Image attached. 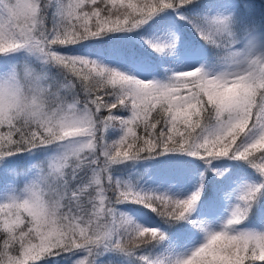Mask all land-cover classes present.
<instances>
[{
  "label": "snow or ice",
  "instance_id": "obj_1",
  "mask_svg": "<svg viewBox=\"0 0 264 264\" xmlns=\"http://www.w3.org/2000/svg\"><path fill=\"white\" fill-rule=\"evenodd\" d=\"M195 2L72 0L74 9L70 8L64 13L67 18L64 26L57 24L56 18L52 16V26L45 30L46 43L50 42L51 47L57 49L106 33L131 31L169 9L180 13V18L187 20L204 41L200 29L209 21L210 15L183 14ZM223 12H228L227 7L217 13ZM177 41L178 36L170 35L167 40H149L146 43L156 53L164 54L165 48ZM183 56L189 61L207 59L205 51L199 46L183 50ZM75 57L65 55L64 59L67 61L68 73L82 87H86L96 74L103 76L108 71L105 65L95 60ZM238 86L235 74H221L214 80L209 79L207 73L199 77L181 78L175 75L165 83L113 73L106 87L88 93V102L95 114V135L99 145L98 159L91 168L100 172V179L93 188L88 189L85 200L91 198L86 207L98 210L106 226L100 232L81 228L71 233L54 230L39 234L36 226L27 225L21 230L22 221L10 215L5 219V214L0 213V264H37L46 257L75 251L87 253L76 264H95L94 256L101 246L133 254L146 244L165 240V234L160 229L142 227L113 205L134 202L148 207L168 221H180L187 218L203 195V183L186 199L138 190L130 183L127 185L129 191L125 193L127 199H124L122 190L125 185L113 180L109 171L113 164L121 161L167 153H188L207 158L208 163L219 158L245 160L264 173V87L254 89V107L236 113L232 90ZM121 109L129 110L131 115L128 118L117 116L115 113ZM117 125L124 129L118 141L109 143L106 136L99 135ZM22 135L34 134L16 133V139L20 140ZM9 140L10 137L0 139V148L6 147ZM18 146L27 147L25 144ZM257 152L261 153L258 157L255 155ZM106 162L110 164L109 167H105ZM102 174H106L107 186L102 181ZM216 175L223 176L224 173L217 171ZM82 182L87 184V181ZM262 189L264 184L249 186L240 197L242 204L235 207L224 229H205V242L190 256L156 260L151 264L264 262V232H233L231 229L232 225L240 224L248 216L247 209L253 206ZM108 191L114 193L112 198L107 195ZM176 243H183V239H178ZM144 259L147 260V257Z\"/></svg>",
  "mask_w": 264,
  "mask_h": 264
},
{
  "label": "clouds",
  "instance_id": "obj_2",
  "mask_svg": "<svg viewBox=\"0 0 264 264\" xmlns=\"http://www.w3.org/2000/svg\"><path fill=\"white\" fill-rule=\"evenodd\" d=\"M70 8L74 9L72 0H0V56L22 54L21 59L0 66V139L10 137L8 145L0 148V167L16 153L50 150L27 169L9 170L13 180L0 202V213L5 219L10 215L22 221L21 230L36 226L39 234L81 228L100 232L106 226L98 210L86 207L91 198L85 200L88 189L100 179V172L91 168L99 145L88 93L106 87L113 73H125L105 66L107 73L96 74L86 87L68 73L66 54L46 43L45 30L50 12L64 26V13ZM200 35L215 50L213 58L195 71H179L176 76L207 73L214 80L221 74H235L236 113L254 107V89L264 87V24L241 26L234 14L215 13L201 26ZM177 47L178 41L165 52L175 54ZM25 132L34 135L16 139V133ZM85 169H91L86 185L80 176ZM21 178L23 183H17ZM129 184H124V199Z\"/></svg>",
  "mask_w": 264,
  "mask_h": 264
},
{
  "label": "trees",
  "instance_id": "obj_3",
  "mask_svg": "<svg viewBox=\"0 0 264 264\" xmlns=\"http://www.w3.org/2000/svg\"><path fill=\"white\" fill-rule=\"evenodd\" d=\"M222 1L196 0L195 4L188 6V9L183 14L188 16L213 15L221 11ZM231 5L233 6L228 10V13L234 14L241 26L264 24V0H234ZM180 15L176 10H165L158 13L146 24L131 31L123 30L110 35H108L109 33L102 34L98 38H91L74 45L60 46L56 50L59 52L73 53L88 59H94V54H106V56L118 54L128 61L135 58L145 66L147 76L137 77L132 73V68L123 71L125 74L145 81H160L166 83L173 79L179 72L173 70L171 66L173 54H168L167 52L158 54L146 41H163L167 40L170 35L174 37L178 36L179 41L176 51L180 50L187 41L189 43H199L200 48L205 51L207 59H201L197 67L211 60L215 53V50L199 37L192 25L187 20L181 19ZM52 23V13L50 12L49 27L52 26ZM85 50H89L92 54L89 56L83 55L82 51ZM106 56L101 59V63L105 66L108 65V61L105 60ZM14 60H18V55L11 56L7 59L0 56V63L3 67ZM109 66L118 69L112 63ZM53 71L55 72V68ZM119 111L127 116L129 115V110L127 109H121ZM116 114H118V111ZM115 133H118V125L110 127L107 131V137L109 139L113 138L114 142L118 141ZM260 154L259 152L255 153L257 157ZM172 160L173 162L169 163ZM257 163H259V160H257ZM180 164L190 167L189 178L191 181L199 183V185L191 191L188 189L186 194L182 192H175L173 195L168 194L166 189L168 182L174 175L173 170ZM24 169L27 168L25 167ZM199 170L201 174H199ZM86 171L87 169L80 174H86ZM109 171L115 181H120L122 184L131 183L138 190L142 189L147 192L167 194L174 199H186L190 197L200 188L201 183H203V195L194 205L192 211L187 214V218L180 221H168L167 218L159 216L148 207L134 202L117 204L118 207L120 205H130L138 209V211L143 212L146 218L154 224L147 228L154 227L160 229L165 234V240L153 241L152 243L146 244L133 254H126L114 248H104L101 246L94 256L97 264H151V262L156 260L171 259L170 245L193 231L195 219L198 220L197 207H209L216 202V198L213 199L212 197L218 185L222 183L224 187H228L231 182L238 180L242 185V189L238 195V205L242 204L240 197L249 186L264 184V173L258 171L245 160L219 158L208 163L207 158L192 156L188 153H167L164 155H153L144 159L121 161L113 164ZM217 171L223 172L224 175L217 176ZM101 178L107 186L106 174H102ZM6 179L8 182L5 185H10L13 177L7 175ZM21 182H23V178L17 181V183ZM9 191L10 188H5L0 198ZM112 194V191L107 192L109 197ZM231 229L234 232H264V189L258 194L257 200L253 202L249 215L240 224L232 225ZM86 254L83 251L62 253L59 256L46 257L37 262V264H69L76 256H85ZM144 257H147V260ZM257 264H264V262H257Z\"/></svg>",
  "mask_w": 264,
  "mask_h": 264
},
{
  "label": "rangeland",
  "instance_id": "obj_4",
  "mask_svg": "<svg viewBox=\"0 0 264 264\" xmlns=\"http://www.w3.org/2000/svg\"><path fill=\"white\" fill-rule=\"evenodd\" d=\"M229 3H230V1H228V0L224 1L223 0L221 3V7H222V5H228ZM221 7H220V10H221ZM114 33L115 32H112V33H109L108 35L114 34ZM197 46H199V44L191 43L188 47L185 46L183 49H181V50L177 51L175 54H173L172 64L174 66V69H175V67H181L182 70H186V71L194 70V68L197 67L196 66L197 61L196 60L195 61L186 60L183 56V50L190 49V48H196ZM61 53L66 54V55H71V56H78L76 54L69 53V52H61ZM21 58H22V54L18 55V60ZM89 60H95L98 63L102 62L98 58L89 59ZM116 61H117L116 67L118 68V66H119L120 70L126 71L127 63H125L124 59L118 57V59ZM107 66L110 67L109 65H107ZM133 70L136 72V73L133 72V74L139 78L147 76V70H146L145 66L143 64L139 63L138 61L134 62V69ZM55 71H57V70L55 69ZM128 112H129L128 116L125 115L124 113H121L120 111H118V114H116V113L115 114L119 117L128 118L131 115V112L130 111H128ZM123 133H124V129L122 127L118 126V133H115V136L118 137V140L123 135ZM99 135L106 136L109 143L114 142V139L113 138L109 139L107 137V133H105L103 131L101 133H99ZM103 142L104 141H101V143H103ZM48 154L49 153H43L42 154L40 152H32L31 153V163L34 161L43 159ZM30 164H28L27 167ZM15 169H17V168H15ZM189 172H190V167H188L184 164H180L176 167V170L174 172L175 173V180L173 182L169 183V192L171 195H173V193H175L176 191L186 194L188 192V189H190V191H191L192 189L196 188L199 185V183L195 182L196 184L193 187V182L189 178ZM90 175H91V169H87L86 174H83V175L80 174L82 181H85V182L89 179ZM77 182L79 183V181H77ZM21 183H23V182H21ZM238 189H239V184L234 183V182L229 184L228 187H221L220 189H218V192H217V199H218L219 204H217L216 207L210 208V209L199 208V207L197 208V215L198 214L200 215V219L198 218V220H197V224H199V229L197 232H194L193 235L188 237L184 243H182L179 246H176L172 249V252H171V259L172 260H175L177 258L190 256L191 253L196 250V248L201 246V244H203L207 238V232L205 231V229L211 230V231H220V230L224 229V227L227 225L228 220L231 218L232 212L234 211V209L236 207L237 190ZM7 194L8 193H5L0 198V202L3 201L4 197ZM113 196H114V193L112 195H110V198H112ZM114 207H116L119 212H123V213L129 215L137 224L141 225L142 227H149V226L154 225L152 223V221L147 220V218L143 212H139L137 210H131L130 208H126L124 206L118 207L117 205H115ZM151 228H154V227H151ZM86 256H87V254L85 256L78 255L69 264H76V261H78L79 259L84 258ZM95 264H97L96 261H95Z\"/></svg>",
  "mask_w": 264,
  "mask_h": 264
}]
</instances>
